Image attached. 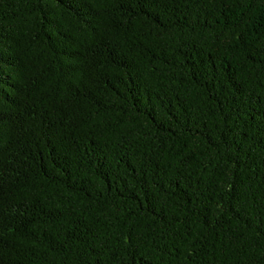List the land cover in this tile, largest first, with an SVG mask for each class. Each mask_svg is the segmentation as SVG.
I'll use <instances>...</instances> for the list:
<instances>
[{"label": "trees", "instance_id": "16d2710c", "mask_svg": "<svg viewBox=\"0 0 264 264\" xmlns=\"http://www.w3.org/2000/svg\"><path fill=\"white\" fill-rule=\"evenodd\" d=\"M0 264H264V0H0Z\"/></svg>", "mask_w": 264, "mask_h": 264}]
</instances>
